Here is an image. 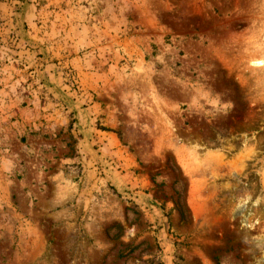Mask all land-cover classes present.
<instances>
[{
	"label": "rangeland",
	"instance_id": "rangeland-1",
	"mask_svg": "<svg viewBox=\"0 0 264 264\" xmlns=\"http://www.w3.org/2000/svg\"><path fill=\"white\" fill-rule=\"evenodd\" d=\"M0 264H264V0H0Z\"/></svg>",
	"mask_w": 264,
	"mask_h": 264
}]
</instances>
